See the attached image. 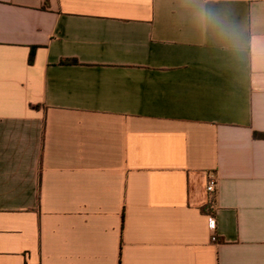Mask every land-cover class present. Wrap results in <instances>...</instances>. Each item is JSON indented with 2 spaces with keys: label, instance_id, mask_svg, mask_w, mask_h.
Instances as JSON below:
<instances>
[{
  "label": "crops",
  "instance_id": "0c3cea01",
  "mask_svg": "<svg viewBox=\"0 0 264 264\" xmlns=\"http://www.w3.org/2000/svg\"><path fill=\"white\" fill-rule=\"evenodd\" d=\"M0 264H264V0H0Z\"/></svg>",
  "mask_w": 264,
  "mask_h": 264
},
{
  "label": "built area",
  "instance_id": "2783aa9c",
  "mask_svg": "<svg viewBox=\"0 0 264 264\" xmlns=\"http://www.w3.org/2000/svg\"><path fill=\"white\" fill-rule=\"evenodd\" d=\"M217 185H218L217 177L214 174H209L205 185L206 202L204 206V213L208 219L209 226L213 231L215 230L216 227L214 213L216 211ZM211 241L216 242L217 237L213 235L211 237Z\"/></svg>",
  "mask_w": 264,
  "mask_h": 264
},
{
  "label": "clouds",
  "instance_id": "9594fccd",
  "mask_svg": "<svg viewBox=\"0 0 264 264\" xmlns=\"http://www.w3.org/2000/svg\"><path fill=\"white\" fill-rule=\"evenodd\" d=\"M204 17L206 20L211 23L214 27H216L221 35L230 38L233 35V30L231 26L223 19H221L217 14L211 12V11H206L204 13Z\"/></svg>",
  "mask_w": 264,
  "mask_h": 264
},
{
  "label": "trees",
  "instance_id": "16d2710c",
  "mask_svg": "<svg viewBox=\"0 0 264 264\" xmlns=\"http://www.w3.org/2000/svg\"><path fill=\"white\" fill-rule=\"evenodd\" d=\"M32 61H33V54H31L30 57H29V63L31 64ZM261 136H262V135H261Z\"/></svg>",
  "mask_w": 264,
  "mask_h": 264
}]
</instances>
